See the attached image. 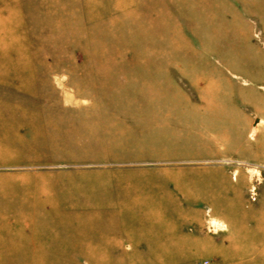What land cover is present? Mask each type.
Segmentation results:
<instances>
[{"label": "rangeland", "instance_id": "374dc122", "mask_svg": "<svg viewBox=\"0 0 264 264\" xmlns=\"http://www.w3.org/2000/svg\"><path fill=\"white\" fill-rule=\"evenodd\" d=\"M0 109L8 225L65 250L0 264H264V0H0Z\"/></svg>", "mask_w": 264, "mask_h": 264}, {"label": "crops", "instance_id": "0c3cea01", "mask_svg": "<svg viewBox=\"0 0 264 264\" xmlns=\"http://www.w3.org/2000/svg\"><path fill=\"white\" fill-rule=\"evenodd\" d=\"M26 113L27 112L25 111L0 109V149L1 150L5 151V148L8 146L5 144V142H10L11 147L13 148H16L18 146V142H20V146L18 147H22V141L25 140V137L23 136V131L24 130L29 131L31 126L33 127L36 126L38 128L40 127L41 121L37 119L36 121L32 122L33 119H28ZM211 116L213 118L212 121L210 118ZM211 116H209V114L208 116L205 117L199 115L197 117V121L195 122V126L197 127V130L195 131L199 134L207 133V132L208 133L216 132L217 136L216 137L213 136L209 138L204 136L205 134L204 135L200 134L197 137L195 136L196 138L194 137V140H197L198 142L200 141L201 145L203 142H207L208 145H206L207 147L205 146L204 148H210L211 144H215L216 140L218 139L224 143L225 149H227L228 146H231L233 144L235 145V143H233L230 139L231 137L229 134L230 127L227 128V126H224L223 123L217 124L218 118H215L214 120L215 114ZM179 122H181V120H179ZM13 129H15V132H12ZM16 132L17 135L14 134ZM38 137L37 140L41 139V137L40 138ZM238 142H236V144H238ZM8 147L11 148L10 146ZM230 149L231 148H228L227 150ZM4 162L5 161L0 163H4ZM53 188L55 189V185H53ZM36 190H38V188ZM24 192L25 190L17 189V188L15 189L3 188V187L0 188V260H26V259H41V258L44 259L45 257H37L31 255L40 254V253L42 254L59 253V252L62 253L63 251H65L60 244H54L53 242H49L46 240H44V242L42 243H40V241L32 242L30 240L31 238H34L36 235L41 234V232L36 231V229H43L42 234L46 238L53 236L54 233L51 232L52 228H46V227L39 228L38 225L36 226L29 224L28 227H25L26 225L24 224L13 227L11 225L10 226L8 225V221L14 222V220L16 219L22 220L23 218H26V220H30V216H29L30 213L21 212L23 211L21 208L25 206L27 207V209H29L30 206L29 201H27V204H24V200H23L25 193L27 196L28 193L30 192L28 191L25 193ZM29 195H30L29 198L34 197L35 195L36 198L39 197V194L36 191ZM53 206L56 205H50V208H45L43 210L50 211L52 209L53 211H55L56 208H53ZM33 210H35V207H33ZM63 234L70 237L68 241L70 244H74L76 250H81L80 248H78L76 241L72 240V238L74 237L73 233L67 231V232H63ZM76 234L77 233H75V235ZM10 238H14V239H10Z\"/></svg>", "mask_w": 264, "mask_h": 264}, {"label": "bare ground", "instance_id": "6f19581e", "mask_svg": "<svg viewBox=\"0 0 264 264\" xmlns=\"http://www.w3.org/2000/svg\"><path fill=\"white\" fill-rule=\"evenodd\" d=\"M251 94H253L254 96H256V92H254V91H252ZM254 130H256V128H255ZM120 248H121V247H120ZM121 249H123V248H121ZM130 249H131V251H130V252L128 251L127 253H125V255H127V256L130 255V253L132 252V250H133V253H134L135 250H134V248H133L132 246H131Z\"/></svg>", "mask_w": 264, "mask_h": 264}]
</instances>
